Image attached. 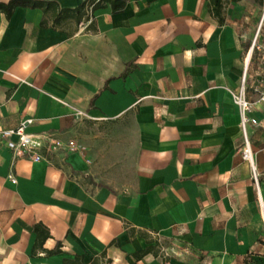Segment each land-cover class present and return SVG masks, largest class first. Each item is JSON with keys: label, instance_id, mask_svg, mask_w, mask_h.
<instances>
[{"label": "crops", "instance_id": "1", "mask_svg": "<svg viewBox=\"0 0 264 264\" xmlns=\"http://www.w3.org/2000/svg\"><path fill=\"white\" fill-rule=\"evenodd\" d=\"M263 15L258 0H228L221 25L209 0H129L54 28L38 7L0 12V127L31 120L47 140L39 161L0 148V264H264V129L247 127L258 192L233 98ZM260 68L248 115L263 120ZM130 116L134 186L81 182L75 124Z\"/></svg>", "mask_w": 264, "mask_h": 264}, {"label": "rangeland", "instance_id": "2", "mask_svg": "<svg viewBox=\"0 0 264 264\" xmlns=\"http://www.w3.org/2000/svg\"><path fill=\"white\" fill-rule=\"evenodd\" d=\"M258 2L263 8L264 0ZM255 39L249 69L259 64L261 72L264 70V21L259 29L257 27L245 57ZM81 118L67 141V144L74 142V150L82 153L89 163L90 169L81 176V182L92 187L108 186L117 191L131 189L135 184L137 154V133L133 117L108 121Z\"/></svg>", "mask_w": 264, "mask_h": 264}, {"label": "built area", "instance_id": "3", "mask_svg": "<svg viewBox=\"0 0 264 264\" xmlns=\"http://www.w3.org/2000/svg\"><path fill=\"white\" fill-rule=\"evenodd\" d=\"M256 39L252 43V49L254 51ZM260 49L259 46H257ZM252 57L245 64V68L242 73L241 84L236 92H233V98L235 104L238 106L241 114V128L243 133V146H242V158L246 161L251 170V178L254 185L259 192V174L257 172L254 162V149L251 140L248 135L247 127L249 125L259 126L264 129V119L258 120L256 117H250V113L255 106V102L251 101L248 97V70ZM261 88L259 92L258 102L264 103V78L260 81ZM31 120H25L21 122L16 128H2L0 127V148L4 144L13 154V158L28 156L34 161L41 160L42 156L38 152L44 145L46 138L42 135L29 134L25 131L26 126ZM16 137V139H14ZM47 141V140H46ZM50 148L58 149L63 148L64 143L61 140L49 139ZM68 149L74 150V142H70L66 145ZM13 181L16 179L10 175Z\"/></svg>", "mask_w": 264, "mask_h": 264}, {"label": "trees", "instance_id": "4", "mask_svg": "<svg viewBox=\"0 0 264 264\" xmlns=\"http://www.w3.org/2000/svg\"><path fill=\"white\" fill-rule=\"evenodd\" d=\"M129 0H88L76 8L61 9L55 2H44L36 0H12L7 4H0V12L10 17L17 6H30L41 8L45 14L42 21L43 26H49V18L52 20V27H62L67 22L74 21L79 23L90 18L91 14L107 4L111 5L114 13L122 11ZM228 0H209V9L222 25L225 21V7ZM88 30L95 31L96 25L94 20L87 27ZM153 248H147L144 252ZM158 254L157 251H155Z\"/></svg>", "mask_w": 264, "mask_h": 264}, {"label": "bare ground", "instance_id": "5", "mask_svg": "<svg viewBox=\"0 0 264 264\" xmlns=\"http://www.w3.org/2000/svg\"><path fill=\"white\" fill-rule=\"evenodd\" d=\"M252 53H253V49L251 47V50L247 53V56H246V62H248L252 56ZM261 199V198H260Z\"/></svg>", "mask_w": 264, "mask_h": 264}, {"label": "water", "instance_id": "6", "mask_svg": "<svg viewBox=\"0 0 264 264\" xmlns=\"http://www.w3.org/2000/svg\"><path fill=\"white\" fill-rule=\"evenodd\" d=\"M263 18H264V15H263Z\"/></svg>", "mask_w": 264, "mask_h": 264}]
</instances>
